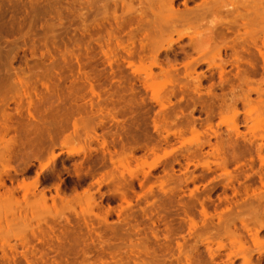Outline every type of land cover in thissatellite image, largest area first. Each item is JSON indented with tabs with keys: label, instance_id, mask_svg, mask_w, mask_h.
<instances>
[{
	"label": "rangeland",
	"instance_id": "obj_1",
	"mask_svg": "<svg viewBox=\"0 0 264 264\" xmlns=\"http://www.w3.org/2000/svg\"><path fill=\"white\" fill-rule=\"evenodd\" d=\"M161 1L0 0V264H264L263 4Z\"/></svg>",
	"mask_w": 264,
	"mask_h": 264
},
{
	"label": "bare ground",
	"instance_id": "obj_2",
	"mask_svg": "<svg viewBox=\"0 0 264 264\" xmlns=\"http://www.w3.org/2000/svg\"><path fill=\"white\" fill-rule=\"evenodd\" d=\"M148 1H149V0H148ZM155 1H156V0H155ZM162 1H163V0H162ZM162 1H161V2H162ZM207 1H208V0H207ZM210 1H211L210 4L207 3V5H206V7H205V8H207V10L204 8V10H205V11L203 10L204 12L208 11V13H209V12H213V11L216 10L215 8L217 7V5L215 6V4L217 3V0H210ZM241 1H242V0H241ZM241 1L238 2L239 5L242 3ZM261 1H262V0H260V1L258 0V1L256 2V0H255L256 4H254V3H253L254 0H253L252 3H253V5H254L256 8H257L260 4H263V6L260 5V6L258 7V8H260L261 6L263 7V9L261 8L263 13H261V12H260L261 14L259 13L260 16H263V15H264V0L262 1L263 3H260ZM161 2H160V4H162L161 6L165 9L164 11H166V12L169 13V14L171 13V14H170L171 17H172V15H175V17H176V15L179 16V17H180V16H181V17H182V16H183V17L185 16V17H184L185 20H186V19H190V18L193 17V16H192L193 13L191 14V16L189 15V14L191 13V12H190L191 9H190V11H189V9H188V10H185V11H183V12L181 11L182 13L179 12L180 10L178 11L179 13H178V12H175V11H174L175 9H173V8H174V7H173V2H174V0H164L163 3H161ZM204 2H205V1H204ZM221 2H222V1H221ZM248 2H249V1H248ZM258 2H259V3H258ZM143 3H144V2H143ZM154 3H155V2H154ZM157 3H158V2H157ZM185 3H186V2H185ZM200 3H202V1H201ZM140 4H141V3H140ZM160 4H158V5H160ZM203 4H205V3H203ZM232 4H233V3H232ZM249 4H250V3H249ZM249 4H248V5H249ZM257 4H259V5L257 6ZM150 5H151V3H150ZM198 5H201V4H198ZM208 5H210V6H208ZM235 5H236V4H235ZM235 5H234V6H235ZM139 6H140V5H139ZM151 6H152V5H151ZM153 6H154V5H153ZM155 6H157V4H156ZM185 6H186V5H185ZM221 6H222V5H221ZM228 6H229V5H228ZM236 6H237V5H236ZM236 6H235V7H236ZM240 6H241V5H240ZM243 6H244V4H243ZM243 6H242V7H243ZM140 7H141V6H140ZM144 7H145V5H144ZM144 7H143V8H144ZM158 7H159V6H158ZM200 7H201V6H200ZM200 7H199V8H200ZM208 7H209V8H208ZM242 7H241V8H242ZM255 7H254V8H255ZM131 8L133 9V7H131ZM155 8H156V7H155ZM155 8H154V10H156ZM160 8H161V7H160ZM163 8H162V9H163ZM199 8H196V9L199 10ZM201 8H203V7H201ZM201 8H200V9H201ZM227 8H228V7H227ZM227 8H226V9H227ZM233 8H234V7H233ZM236 8H237V7H236ZM236 8H235V9H236ZM239 8H240V7H239ZM254 8H253V9H254ZM141 9H142V8H141ZM141 9H140V12H141ZM144 9H145V8H144ZM148 9H149V8H148ZM162 9H159V8H158V10H160V11H161ZM193 9H194V8H193ZM196 9H195V10H196ZM224 9H225V8H224ZM243 9H244V8H243ZM253 9H251V10H253ZM133 10H134V9H133ZM133 10H132V11H133ZM182 10H183V9H182ZM227 10H228V9H227ZM229 10H230V9H229ZM160 11H159V12H160ZM186 11H187V12H190V13H188L187 15H185L186 13H184V12H186ZM201 11H202V10H200V12H198V13H197L196 11H194V14H195L194 17H195V19H196L197 17H201V15H200V16H197V15H199V14H202ZM221 11H222V10H221ZM221 11H219V13H220ZM237 11H238V10H236L235 13H236ZM243 11L245 12V10H243ZM260 11H261V10H260ZM149 12H150V11H149ZM192 12H193V10H192ZM204 12H203V14H204ZM230 12H231V11H230ZM230 12H229V13H230ZM232 12H233V10H232ZM253 12H256V13H257V12H259V11H256V9H255V11L253 10ZM208 13H207V14H208ZM219 13H218V14H219ZM221 13H222V12H221ZM224 13H225V12H224ZM226 13H228V12H226ZM233 13H234V12H233ZM233 13H232V15L234 16ZM238 13H239V11H238ZM209 14H210V13H209ZM209 14H208V15H209ZM216 14H217V13H216ZM259 14H256L257 17L259 16ZM262 14H263V15H262ZM158 15H159V14H158ZM213 15H214V14H213ZM219 15H220V14H219ZM239 15H240V14H239ZM239 15H238V16H239ZM252 16H254V15H252ZM158 17H159V16H158ZM179 17H178V18H179ZM186 17H187V18H186ZM214 17H215V16H214ZM242 17H245V16H241V18H242ZM152 18H153V17H152ZM237 18H238V17H236L235 19H237ZM253 18H254V17H253ZM255 18H256V17H255ZM173 19H175V18H173ZM176 19H177V18H176ZM195 19L193 20L194 22H197V21L199 20V19H198L197 21H195ZM200 19H201V18H200ZM239 19H240V17H239ZM243 19H244V18H243ZM247 19H251V18L249 17V18H247ZM247 19H246V17H245V20H247ZM260 19H264V17H263V18L261 17ZM140 20H141V18H140ZM143 20H144V19H143ZM143 20H142V21H143ZM177 20H179V19H177ZM180 20H182V19H180ZM183 20H184V19H183ZM183 20H182V21H183ZM223 20H224V21H227V20H225V19H223ZM228 20H229V19H228ZM230 20H231V19H230ZM240 20H241V19H240ZM257 20H258V19H257ZM231 21H232V20H231ZM249 21H250V20H249ZM188 22H189V21H188ZM220 22H223V21H220ZM234 22H235V21H234ZM245 22H248V21H245ZM122 23H123V22H122ZM122 23H121V24H122ZM166 23H167V22H166ZM191 23H192V22H191ZM197 23H198V22H197ZM227 23H228V22H227ZM229 23H231V22H229ZM257 23H259V21H258ZM174 24H175V23H174ZM174 24H173V25L171 24V25L174 26ZM178 24H179V23H178ZM214 24H215V23H214ZM232 24H233V23H232ZM244 24H246V23H244ZM262 24H263V25H260V27H261V26H262V27L264 26V22H263V21H262ZM166 25H168V24H166ZM171 25H170V26H171ZM175 25H176V24H175ZM181 25H182V24H181ZM193 25H194V24H193ZM198 25H199V24H198ZM215 25H217V24H215ZM235 25H236V24H235ZM248 25H249V24H248ZM253 25H254V24H253ZM257 25H258V24H257ZM145 26H146V25H145ZM158 26H159V25H158ZM170 26H169V27H170ZM221 26H222V25H221ZM227 26H228V25H227ZM163 27H164V25H163ZM163 27H162V28H163ZM175 27H176V26H175ZM175 27H174V28H175ZM188 27H189V26H188ZM194 27H196V26H194ZM210 27H212V26H210ZM243 27H244V26H243ZM247 27H248V26H247ZM251 27H252V26H251ZM146 28H147V27H146ZM151 28H152V27H151ZM162 28H160V29H162ZM172 28H173V27H172ZM225 29H228V28H226V26H225ZM244 29L246 30V27H245ZM262 29H263V28H262ZM262 29H261V30H262ZM155 30H157V29H155ZM162 30H163V29H162ZM173 30H174V29H173ZM208 30H209V29H208ZM228 30H230V27H229ZM247 30H248V29H247ZM179 31H180V30H179ZM213 31H214V30H213V28H212V32H213ZM167 32H168V31H167ZM176 32H177V31H176ZM212 32H210V33L212 34ZM250 32H251V31H250ZM254 32H256V31L254 30ZM262 32H264V31L262 30ZM210 33L208 32V34L210 35V37L212 38V41H213V37L211 36ZM219 33H220V32H219ZM219 33H217V34H219ZM245 33H246V32H245ZM257 33H258V35H259V32H258V31H257ZM166 34H167V33H166ZM235 34H236V33H235ZM235 34H234V35H235ZM252 34H254V33L252 32ZM146 35H147V33H146ZM254 35H255V34H254ZM256 35H257V34H256ZM260 35H261V34H260ZM144 36H145V34H144ZM263 36H264V34H263ZM236 37H237V36H236ZM239 37H240V36H239ZM259 37H260V36H259ZM240 39H241V38H240ZM263 39H264V37H263ZM206 40H207V39H206ZM206 40H204V41H206ZM208 40H211V39H208ZM224 40H225V39H224ZM237 40H238V39H237ZM221 41H222V39H221ZM226 41L229 42V40H226ZM234 41H235V39H234ZM242 41H244L243 38H242ZM207 42H208V41H206L205 43H207ZM223 42H224V41H223ZM224 43H225V42H224ZM214 44H215V43H214ZM262 44H263V43H262ZM212 45H213V44H212ZM237 45H238V44H237ZM213 46H214V45H213ZM223 46H224V45H223ZM226 46H228V44H227ZM258 46H259V45H258ZM263 46H264V44H263ZM208 47H209V46H208ZM228 47H229V46H228ZM254 47H255V45H254ZM201 48H202V46H201ZM234 48H235V47H234ZM212 49H214V48H212ZM231 49H232V48H231ZM200 50H201V49H200ZM209 50H210V49H209ZM218 50H219V49H218ZM220 50H221V49H220ZM214 51H215V50H214ZM235 51H236V49H235ZM246 51H247V49H246ZM196 52H197V51H196ZM236 52H237V51H236ZM240 52H241V51H240ZM234 53H235V52H234ZM217 54H218V53H217ZM219 54H220V53H219ZM232 54H233V53H232ZM249 54H250V53H249ZM219 56H220V55H219ZM238 57L240 58V56L237 55V59H238ZM242 57H243V56H242ZM243 58H244V57H243ZM258 58H259V57H258ZM262 61H263V60H262ZM222 63H223V62H222ZM255 67H256V66H255ZM245 70H246V69H245ZM257 70H258V69H257ZM220 71H221V70H220ZM241 71H242V70H241ZM241 71H239V72L241 73ZM263 73H264V72H263ZM241 74H243V72H242ZM244 75H245V74H244ZM247 78H248V77H247ZM259 80H260V79H259ZM251 81H252V80H251ZM257 81H258V80H257ZM247 84H248V83H247ZM249 84H250V83H249ZM260 88H261V87H260ZM258 91H259V90H258ZM257 93H258V92H257ZM260 95H261V94H260ZM262 95H263V94H262ZM0 134H1V132H0ZM12 141H13V140H12ZM13 145H14V144H13ZM36 151H37V150H36ZM3 153H4V152H3ZM234 155H235V154H234ZM0 157H1V156H0ZM7 158H8V157H6V159H7ZM2 159H3V157H2ZM3 163H4V162H3ZM5 163H6V160H5ZM4 165H5V164H4ZM6 165H7V164H6ZM6 168H7V167H5V170L8 169V168H7V169H6ZM11 170H12V168H11ZM5 174H6V173H5ZM7 174H8V173H7ZM263 174H264V173H263ZM263 174H262V175H263ZM263 176H264V175H263ZM33 180H34V179H33ZM260 180H261V179H260ZM36 181H37V178H36ZM36 181H35V182H36ZM39 181H40V180H39ZM20 186H21V185H20ZM18 188H19V185H18ZM21 189H23V188H21ZM11 190H12V189H11ZM24 190H25V189H24ZM24 190H22V192H24ZM249 190H250V189H249ZM7 191H8V190H7ZM42 191H43V189H42ZM4 193H5V192H4ZM12 194H13V193H12ZM44 194H45V192H44ZM258 194H259V193H258ZM247 195H248V194H247ZM252 195H253V194H252ZM260 195H261V194H260ZM260 195H259V196H260ZM24 196H25V195H24ZM255 196H256V195H255ZM255 196H254V197H255ZM257 196H258V195H257ZM51 197H52V196H51ZM58 197H59V196H58ZM60 197H61V196H60ZM250 197H251V196H250ZM11 198H12V197H11ZM252 198H253V197H252ZM257 198H258V197H257ZM2 199H3V198H2ZM251 200H252V199H251ZM259 200H260V199H259ZM254 201H255V200H254ZM261 201H263V200H261ZM261 201H260V202H261ZM249 202H250V201H249ZM244 203H245V202H244ZM255 203H256V202H255ZM258 203H259V202H258ZM258 203H257V204H258ZM237 206H238V205H237ZM255 207H256V206H255ZM250 209H251V208H250ZM256 211H257V210H256ZM228 212H229V211H228ZM251 212H252V211H251ZM248 213H249V212H248ZM254 213H255V212H254ZM229 214H230V213H229ZM233 214H234V213H233ZM258 214H259V213H258ZM241 215H242V214H241ZM244 215H245V214H244ZM253 215H255V214H253ZM253 215H252V217H253ZM262 215H263V214H262ZM239 217H241V216H239ZM247 217H248V215H247ZM247 217H246V220H247V219H248V221H249V219L251 220V218H247ZM243 218H245V216H244ZM253 218H254V217H253ZM255 218H256V217H255ZM255 218H254V219H255ZM227 219H228V218H227ZM235 219H236V218H235ZM256 219H257V218H256ZM244 221H245V220H244ZM251 221H253V220H251ZM227 222H228V221H227ZM257 222H260V221H257ZM261 222H263V221L261 220ZM263 223H264V222H263ZM263 223L261 224L260 227H263V225H264ZM245 224H246V222H245ZM245 224H244V225H245ZM242 225H243V224H242ZM246 225H247V224H246ZM255 225L258 226V224H256V223H255ZM247 226H248V225H247ZM253 226H254V225H253ZM256 226H255V227H256ZM229 227H230V226H229ZM260 227H257V229L260 228ZM263 228H264V227H263ZM226 230H227V229H226ZM257 234H258V230H256L254 236H253V234H252L251 236L253 237L254 242H256V243L259 242V243H260V241L258 240L259 235H257ZM226 236H227V234H226ZM257 236H258V237H257ZM261 236H262V235H261ZM259 238H260V237H259ZM260 239H263V238H260ZM263 240H264V239H263ZM263 240H262V242H263ZM256 249H257V248H256Z\"/></svg>",
	"mask_w": 264,
	"mask_h": 264
}]
</instances>
